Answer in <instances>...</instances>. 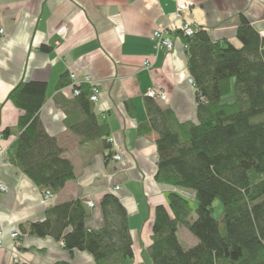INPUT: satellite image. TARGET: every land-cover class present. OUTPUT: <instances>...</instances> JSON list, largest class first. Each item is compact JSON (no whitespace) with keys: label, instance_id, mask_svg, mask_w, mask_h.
Instances as JSON below:
<instances>
[{"label":"crops","instance_id":"1","mask_svg":"<svg viewBox=\"0 0 264 264\" xmlns=\"http://www.w3.org/2000/svg\"><path fill=\"white\" fill-rule=\"evenodd\" d=\"M183 2L192 7L180 16L177 8ZM241 15L264 38V0H0V29L5 31L0 36V133L13 130L0 140V185L8 189L0 190V264H95L89 253L70 254L51 237L26 234L16 244L11 235L45 220L48 209L72 199L95 204L89 207L86 225L100 229L107 193L116 194L128 212L135 263L150 264L146 251L156 208L170 210V193L191 194L156 180L158 134L139 135L149 120L146 95L150 89L165 92L167 99L155 100L158 105L171 109L181 123L197 124L198 93L181 27L190 22L206 30L212 41L227 39L239 47ZM160 27L170 31L172 51L152 40ZM72 74L76 82L89 76L98 85L93 111L99 124L107 126V136L81 143L70 130L69 124L81 116ZM32 81L48 85L40 120L48 134L60 139L64 158L75 168V179L50 200L11 161L22 111L9 94ZM62 81L66 85L59 88Z\"/></svg>","mask_w":264,"mask_h":264},{"label":"trees","instance_id":"2","mask_svg":"<svg viewBox=\"0 0 264 264\" xmlns=\"http://www.w3.org/2000/svg\"><path fill=\"white\" fill-rule=\"evenodd\" d=\"M237 39L239 47L227 39L212 41L200 28L185 38L198 93L197 124L179 122L171 109L147 98L149 120L139 135L158 134L156 180L189 192L197 203L193 208L190 197L173 192L170 210L156 208L146 251L150 264H264V38L241 15ZM63 81L59 88L66 85ZM47 89L46 82L32 81L10 92L9 100L22 111L10 154L42 192L50 190L55 196L75 179V168L64 158L60 139L48 134L40 120ZM79 89L80 120L69 128L81 143H88L107 136V126L97 121L90 87ZM12 132L7 128L0 135L6 138ZM217 200L223 205L220 219L214 216ZM101 209L100 229L87 227V203L72 199L52 206L45 220L19 232L51 237L70 254L87 252L95 264H136L125 206L116 194L107 193ZM181 227L196 237V245L184 247Z\"/></svg>","mask_w":264,"mask_h":264},{"label":"built area","instance_id":"3","mask_svg":"<svg viewBox=\"0 0 264 264\" xmlns=\"http://www.w3.org/2000/svg\"><path fill=\"white\" fill-rule=\"evenodd\" d=\"M178 1V0H175ZM192 7V3L189 2H183V3H179L178 4V8H177V12L178 15H182L183 12L189 10ZM197 28L193 26V24H191L190 22H185L182 27H181V31L183 33V36L185 38L187 37H192L195 32H196ZM5 33V31L3 29H0V35L2 36ZM152 40L156 42V44L159 46V48L165 49L166 51H172L174 48V41L171 37V33L168 29L166 28H158L155 30V32L153 33L152 36ZM185 48L187 49V45L185 44ZM146 67L150 66L149 61H147L145 63ZM71 80L74 82V96L77 97L78 95H80V87L82 85H86L90 87L91 90V95H90V100L92 102H98L99 101V96H100V89L98 87V85L96 83H94V81L92 80L91 77L87 76L85 77L84 80L82 81H78L76 75L72 74L71 75ZM191 82L194 84L193 80H191ZM146 97L148 98H152L154 100H161V101H165L167 99V95L165 92L163 91H157L155 89H150L146 95ZM2 136L0 135V140H1ZM3 151V148L0 144V152ZM115 160H120L121 156L120 155H115L114 156ZM119 189V187L117 188ZM0 190L2 192H7L8 189L7 187H5L4 185H0ZM43 196L46 200H50L54 197L53 193L50 190H45L43 192ZM88 207L93 208L95 206V204L93 202H88L87 203ZM1 234V232H0ZM12 240L15 241L16 244H19L21 235L20 232H14L11 235ZM2 244V241L0 240V245Z\"/></svg>","mask_w":264,"mask_h":264},{"label":"rangeland","instance_id":"4","mask_svg":"<svg viewBox=\"0 0 264 264\" xmlns=\"http://www.w3.org/2000/svg\"><path fill=\"white\" fill-rule=\"evenodd\" d=\"M3 35H4V34H3ZM3 35H2V36H3ZM0 36H1V35H0ZM190 200H191V203H192V207H193V208H196V207H197V203L194 201V199H193L192 197H190ZM213 207H214V216H215L217 219H220L221 216H222V211H223V205H222V203H221L219 200H217V201L214 203ZM194 217H195V215H194ZM179 236H180V239H181V241H182V243L184 244V247H185L186 249L191 248L192 245H190V244L192 243L193 240L198 241V240L196 239V237H195L193 234H191V233L189 232V230L186 229L185 227H181V228H180ZM191 237H192V238H191ZM192 239H193V240H192Z\"/></svg>","mask_w":264,"mask_h":264}]
</instances>
